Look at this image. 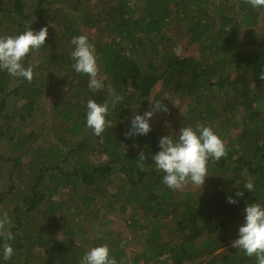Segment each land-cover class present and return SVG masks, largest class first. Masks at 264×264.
I'll use <instances>...</instances> for the list:
<instances>
[{
	"label": "trees",
	"instance_id": "obj_1",
	"mask_svg": "<svg viewBox=\"0 0 264 264\" xmlns=\"http://www.w3.org/2000/svg\"><path fill=\"white\" fill-rule=\"evenodd\" d=\"M2 18L10 35L45 26L49 35L24 60L35 70L31 83L0 70V140L12 135L18 144L9 158L0 154V213H9L15 237L7 261L0 239V264H80L104 244L118 264H257L230 242L246 202L264 205V9L245 0H0ZM175 29L192 36L183 55ZM79 35L95 46L99 76L124 97L110 106L103 143L87 127V101L107 96L72 67ZM12 79L20 83L9 89ZM52 91L63 97L46 105L55 119L42 123L40 100ZM148 100L183 109L187 127L210 126L226 142L228 155L208 166L205 204L193 190L164 185L151 158L180 128L150 123L148 135L125 137ZM39 130L52 134L44 140ZM249 178L254 192L243 188ZM132 236L145 237L140 256L125 248Z\"/></svg>",
	"mask_w": 264,
	"mask_h": 264
},
{
	"label": "clouds",
	"instance_id": "obj_2",
	"mask_svg": "<svg viewBox=\"0 0 264 264\" xmlns=\"http://www.w3.org/2000/svg\"><path fill=\"white\" fill-rule=\"evenodd\" d=\"M254 9H264V0H245ZM47 26L33 31L27 27L22 34L0 37V70H5L12 77L25 78L29 83L34 79V70L31 65L24 66V60L29 54L38 52L48 39ZM71 43L75 46L72 52V65L78 74L89 77L88 87L92 93H105L107 100L98 103L90 98L87 101V127L92 133L101 138L103 133L111 126V121L106 119L111 108H115L124 97L117 94L111 83H105L99 76V65L95 46L90 43L86 35L73 37ZM260 79L264 80V72ZM66 89V88H65ZM64 89V90H65ZM149 101V110L143 115L135 114L131 120V128L125 132L126 138L132 136L148 135L151 131L150 121L159 113H167L169 109L162 101ZM157 154L152 155L155 168L162 172L163 184L174 191H188L193 188H202L208 176V166L211 162H219L228 155L226 142L210 126L198 125L195 129L191 126L181 127L178 138L171 135L160 138ZM147 159L141 152L137 159V166L145 170L144 161ZM238 183V182H237ZM244 189L254 192L255 185L251 178L243 185ZM239 189V188H237ZM236 197L243 198L244 191L237 190ZM227 202L238 204V200L231 195ZM244 209V223L239 227L238 238L230 242L232 248L243 251L248 257H255L257 264H264V205L261 203H247ZM12 220L7 211L0 213V239L3 240V259L12 258L14 249L9 241L14 240L10 228ZM123 247V242L121 244ZM80 264H118L115 257L110 255L107 244L93 247L82 257ZM119 264H126L121 258Z\"/></svg>",
	"mask_w": 264,
	"mask_h": 264
},
{
	"label": "rangeland",
	"instance_id": "obj_3",
	"mask_svg": "<svg viewBox=\"0 0 264 264\" xmlns=\"http://www.w3.org/2000/svg\"><path fill=\"white\" fill-rule=\"evenodd\" d=\"M8 20L9 19H5V18H2L0 20V21H3V23H6L3 27H0V33L2 34V35H0V37L8 36L11 33L9 30H6V27H8V25L10 26V24L7 23ZM191 37H190L188 31H186L183 34V32L178 33V31H176V29H175V32L172 33V38H174L176 40L183 38L182 45L180 47L178 46L176 49L177 54L183 55V53H185L184 50L188 44L187 39L191 38ZM189 48H191L192 50L195 51L194 55H196V56L198 55L197 47L189 46ZM49 54H51V53H49ZM190 55H191V53H190ZM37 56L39 58L33 59L32 65L39 63L40 54H38ZM230 67L235 69V66L232 64L230 65ZM19 83H20L19 79H12L10 84L8 85V87H9V89H11L12 87H15L16 85H19ZM62 97H63L62 93L60 95H57L55 91L54 92L52 91L49 94L43 96V98L40 100L41 105L39 106V111L37 113V117L41 120L42 123L47 121L48 124H51V122L55 119L54 118L55 116L53 117L52 115H50V118H49V114L47 116V113L45 116L44 110H46V105L51 108L52 106H55L56 102L61 103ZM62 106H65V105L62 104ZM181 110L176 111V110H173V108L171 107L167 113H159L158 112L153 117V119L150 121V123H152L155 127H160L162 130L167 129L168 127L171 128L169 130H176V129L181 128L183 126L187 127L188 119H190V117H189L190 114H187L183 109H181ZM44 119H45V121H44ZM167 125H168V127H167ZM174 126H176V127H174ZM39 132L41 133V136H40L41 139H44V140L50 134H52L51 131H49V130H48V132H42L41 130H39ZM41 141L43 142V140H41ZM14 143H15V147H14ZM17 145L18 144H16L15 140L12 139V135H9L6 137L4 136L3 139L1 138V140H0V154L4 155L6 158H9L10 156L14 155ZM27 145H29V144H27ZM209 189H210L209 186L208 187L205 186L203 189L202 188H193L191 190L194 191V194H196L197 196L200 197V199H201L200 201L201 202L203 201L202 204H205V202H204L205 199H204L203 194L204 193L207 194ZM145 247H146L145 237L143 238L141 236H132L125 243V248L128 249L129 253L136 254V255L138 254L139 256L142 253H144ZM165 261L166 262L161 261L158 264L167 263L168 260H165ZM142 264H144V263H142ZM152 264H156V261L153 262Z\"/></svg>",
	"mask_w": 264,
	"mask_h": 264
}]
</instances>
